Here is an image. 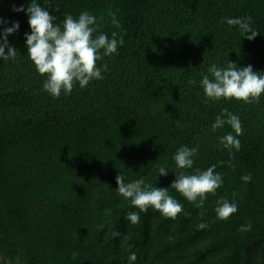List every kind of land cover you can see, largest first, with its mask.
<instances>
[{"label": "trees", "instance_id": "obj_1", "mask_svg": "<svg viewBox=\"0 0 264 264\" xmlns=\"http://www.w3.org/2000/svg\"><path fill=\"white\" fill-rule=\"evenodd\" d=\"M62 24L65 13L97 16L100 31L124 38L103 79L54 98L27 56L28 16L0 0L14 60H0V256L9 264H264V94L259 103L212 100L201 73L228 61L264 72V0H38ZM115 13L119 26L112 23ZM252 17L260 35L244 39L225 17ZM103 17L100 21L99 18ZM98 34V33H97ZM7 52V50H6ZM192 80L197 83L193 85ZM240 117L239 150L212 130L224 109ZM181 146L198 147L193 169H177ZM216 165L223 185L202 207L170 184L180 171ZM167 166L169 174L158 176ZM143 176L183 205L175 218L142 212L121 196L116 176ZM250 175L244 182L242 176ZM227 199L238 211L215 212ZM140 215L139 223L125 219ZM204 223L208 227L199 229ZM249 225L251 226L249 228ZM118 233L119 235H114Z\"/></svg>", "mask_w": 264, "mask_h": 264}, {"label": "clouds", "instance_id": "obj_2", "mask_svg": "<svg viewBox=\"0 0 264 264\" xmlns=\"http://www.w3.org/2000/svg\"><path fill=\"white\" fill-rule=\"evenodd\" d=\"M16 12H24L28 16L30 33H25L27 56L33 62L37 72L46 75L43 90L54 98H59L61 93L70 94L74 85L78 83L80 88H85L93 80L103 79L102 72L108 69L107 64L102 67L97 61L104 57L118 54V48L123 46L124 38L117 32L111 37L100 31L101 24L97 16L89 11H83L78 17L65 13L62 24L55 23L56 16L50 15L47 8L39 6L38 0H30L25 7L20 5L13 8ZM112 23L119 26L115 13H109ZM100 21L103 17L99 18ZM8 21L0 18V26L6 25ZM222 23L236 27L240 35L249 41L260 35L252 27V17H225ZM19 22H11V26L3 27L0 32V60L11 61L16 58L17 49L8 42V36L18 32ZM98 33V34H97ZM7 50V52H6ZM202 79L199 84L204 90L206 97L212 100L235 99L245 103L253 101L259 103L264 94V72L254 71L252 65L240 66L228 61L227 65L221 67L213 63L207 68V72L201 73ZM191 83L195 85L196 80ZM225 125L234 131L218 138L219 145L223 149L239 150L241 142L237 138L242 135V122L238 115L228 109L216 116L211 127L213 131L222 129ZM198 147L189 148L181 146L173 156L177 169H193ZM216 165L207 170L195 169L193 173L180 171L170 187L182 194L190 202H196L197 207H202L207 199L206 194H215L216 190L223 185L222 174L215 171ZM158 176H167V166L158 169ZM244 182L251 181L250 175L242 176ZM118 193L126 200H130L132 206L138 207L140 211L147 212L149 207L158 210L162 215L175 218L183 211V205L169 194L168 188L152 186L141 176L131 182H125L126 177L120 171L115 178ZM238 211L235 202L227 199L217 201L215 212L219 219H227L231 214ZM125 219L132 224L139 223L140 215L137 212H128ZM208 225L201 223L199 229ZM251 226L249 225V228ZM114 235H119L115 233ZM137 255L130 252L127 264H134Z\"/></svg>", "mask_w": 264, "mask_h": 264}, {"label": "rangeland", "instance_id": "obj_3", "mask_svg": "<svg viewBox=\"0 0 264 264\" xmlns=\"http://www.w3.org/2000/svg\"><path fill=\"white\" fill-rule=\"evenodd\" d=\"M0 264H9L8 262H4L0 256Z\"/></svg>", "mask_w": 264, "mask_h": 264}]
</instances>
